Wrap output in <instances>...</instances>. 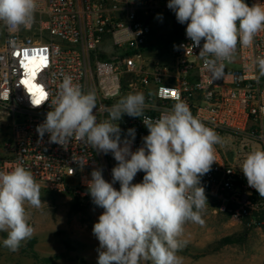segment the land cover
I'll return each instance as SVG.
<instances>
[{"label":"built area","instance_id":"built-area-1","mask_svg":"<svg viewBox=\"0 0 264 264\" xmlns=\"http://www.w3.org/2000/svg\"><path fill=\"white\" fill-rule=\"evenodd\" d=\"M245 2L251 6L264 0ZM38 4L35 21L27 29L10 31L0 22V131L6 118L10 124L8 137L0 138V171H10L20 161L33 172L40 189L70 191L81 201L92 202L87 189L91 172L102 168L103 177L111 182L117 164L113 155L79 141L65 149L51 143L47 133L41 140L36 131L63 76L71 75L85 92L96 93L98 122L129 93L145 94L144 115L154 119L170 109L178 95L222 138L216 145V163L201 178L207 200L249 228L264 224V198L248 186L239 169L247 152L264 147V77L255 79L253 65L256 57L264 56V31L252 47L238 46L237 60L226 62V78L211 83L198 57L200 48L191 52L179 47L192 43L186 32L168 47L167 62L147 58L153 27L175 15L168 0H38ZM33 67L35 76L29 71ZM37 88L47 92L49 100L33 107L30 95L39 98ZM118 123L122 139L135 128L132 151L143 145L148 129L142 118L125 114ZM79 157L83 159L77 164L74 159ZM143 176L138 172L133 183L142 182ZM113 186L120 187L118 182Z\"/></svg>","mask_w":264,"mask_h":264},{"label":"clouds","instance_id":"clouds-1","mask_svg":"<svg viewBox=\"0 0 264 264\" xmlns=\"http://www.w3.org/2000/svg\"><path fill=\"white\" fill-rule=\"evenodd\" d=\"M38 6V0H0V22L10 31L27 29ZM167 7L179 23L187 24L186 36L192 43L179 47L191 52L200 48L198 57L211 83L226 78V62L232 61L238 46L252 47L264 31V3L168 0ZM253 65L258 72L255 79L264 77V56L256 57ZM43 93L42 98L30 95L33 107L48 102L49 94ZM49 104L45 120L36 128L41 140L47 133L51 143L65 149L73 141L83 142L97 152L111 153L117 162L111 182L103 177L102 168L93 169L87 181L93 204L103 209L92 229L99 241L98 264H183L178 253L187 245L184 226L204 223L202 213L209 204L201 178L216 163L220 135L194 116L178 95L172 107L154 119L144 115L145 94L129 93L108 109L107 119L98 122L96 93L85 92L71 75L63 76ZM125 114L142 118L148 129L135 151L131 148L135 128L122 139L118 122ZM82 159L74 160L78 164ZM239 169L248 186L264 198V147L247 152ZM138 172L144 173L142 182L133 183ZM117 182L118 190L113 186ZM40 192L33 172L22 162L0 171V232L7 233L2 243L12 252L34 235L25 205L40 208Z\"/></svg>","mask_w":264,"mask_h":264},{"label":"rangeland","instance_id":"rangeland-1","mask_svg":"<svg viewBox=\"0 0 264 264\" xmlns=\"http://www.w3.org/2000/svg\"><path fill=\"white\" fill-rule=\"evenodd\" d=\"M186 27L175 15L161 20L153 27L147 58L167 62L168 47L185 34ZM237 58L234 55L232 60ZM1 128L3 140L9 135L8 118ZM40 198V208L25 205L34 235L18 251L3 246L7 233L0 232V264H98L99 241L92 229L103 209L70 191L56 194L41 189ZM208 204L202 213L203 225L184 226L187 245L178 253L183 264H264V224L249 228L221 212L215 201Z\"/></svg>","mask_w":264,"mask_h":264},{"label":"snow or ice","instance_id":"snow-or-ice-1","mask_svg":"<svg viewBox=\"0 0 264 264\" xmlns=\"http://www.w3.org/2000/svg\"><path fill=\"white\" fill-rule=\"evenodd\" d=\"M27 58H28V57H27V54H25V59H27ZM24 67H27V65H24ZM29 71L31 72V74H32L33 76H35V74H36V68H35V67L29 69ZM23 83L28 84V81L25 80V81H23ZM30 87H31V88H35V85H30ZM35 90L38 91V92L40 93V94H39V98H42L43 95H44L43 91H41V90L38 89V88L35 89ZM173 95H175V93H173ZM37 102H39V100H38Z\"/></svg>","mask_w":264,"mask_h":264}]
</instances>
